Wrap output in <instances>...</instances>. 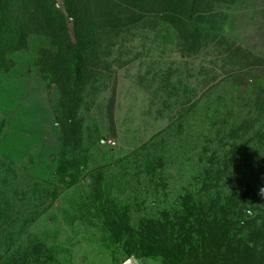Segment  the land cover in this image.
Instances as JSON below:
<instances>
[{
	"label": "rangeland",
	"instance_id": "rangeland-1",
	"mask_svg": "<svg viewBox=\"0 0 264 264\" xmlns=\"http://www.w3.org/2000/svg\"><path fill=\"white\" fill-rule=\"evenodd\" d=\"M241 187L264 192V0H0V264H264L258 212L178 237Z\"/></svg>",
	"mask_w": 264,
	"mask_h": 264
},
{
	"label": "trees",
	"instance_id": "trees-1",
	"mask_svg": "<svg viewBox=\"0 0 264 264\" xmlns=\"http://www.w3.org/2000/svg\"><path fill=\"white\" fill-rule=\"evenodd\" d=\"M80 64L81 62L79 59H74L71 62V66H70L72 73L77 77L80 76ZM237 192H240V194ZM237 192L233 194L234 197L230 199V202L228 201L227 208L220 207L218 209L217 211L219 213L218 217L217 216H207V220H206V218L203 219L198 216H194L196 218V224L193 225L189 223L188 229H184L182 226L181 234L180 236H178L179 239L183 240L182 236L185 235L186 237H189L193 240L194 235H195V237L198 236L202 240V242L203 241L207 242L209 238H212L214 236L213 230L219 229L220 231H222L223 229H227L231 226L236 225V221L229 220L227 216L228 214L231 215L232 210H235L238 213V214H235L233 212L234 213L233 216L237 217L240 220V221L239 220L237 221L238 222L237 225L246 224L247 221H250L251 217L257 212L264 214V192L259 197L260 199L258 198L256 200L257 202H254V203L249 202L248 192L243 187H241L240 190ZM167 236L169 235H166V237ZM115 237H116L115 241L120 243L123 237V233L121 231H118ZM171 246L173 248L182 249L184 251L182 244L178 243L176 240H173L172 238H169V245H168L169 249L171 248ZM129 255L133 256L135 254H133L132 252H129ZM136 255L142 257L145 254H143V252H138L136 253Z\"/></svg>",
	"mask_w": 264,
	"mask_h": 264
},
{
	"label": "water",
	"instance_id": "water-1",
	"mask_svg": "<svg viewBox=\"0 0 264 264\" xmlns=\"http://www.w3.org/2000/svg\"><path fill=\"white\" fill-rule=\"evenodd\" d=\"M137 262L134 259H130L128 262L125 264H136Z\"/></svg>",
	"mask_w": 264,
	"mask_h": 264
},
{
	"label": "built area",
	"instance_id": "built-area-1",
	"mask_svg": "<svg viewBox=\"0 0 264 264\" xmlns=\"http://www.w3.org/2000/svg\"><path fill=\"white\" fill-rule=\"evenodd\" d=\"M57 8H61V3L60 2L57 3Z\"/></svg>",
	"mask_w": 264,
	"mask_h": 264
}]
</instances>
